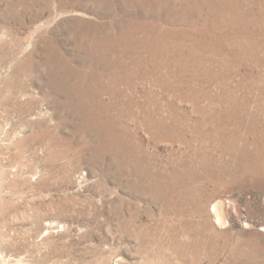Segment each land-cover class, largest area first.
Masks as SVG:
<instances>
[{"label": "rangeland", "instance_id": "rangeland-1", "mask_svg": "<svg viewBox=\"0 0 264 264\" xmlns=\"http://www.w3.org/2000/svg\"><path fill=\"white\" fill-rule=\"evenodd\" d=\"M126 2L0 0V264H264L263 182H232L264 166V0ZM133 21L120 68L83 48ZM99 84L121 144L74 102Z\"/></svg>", "mask_w": 264, "mask_h": 264}, {"label": "bare ground", "instance_id": "bare-ground-1", "mask_svg": "<svg viewBox=\"0 0 264 264\" xmlns=\"http://www.w3.org/2000/svg\"><path fill=\"white\" fill-rule=\"evenodd\" d=\"M126 1V0H125ZM127 2L125 3L126 5H130L132 7L135 6H139L141 7L145 12H148L147 10H149L151 7H154V12L153 14H156L157 16L164 15L165 17L168 18H174L176 15H178V20H183V16L181 15L182 13L185 14L183 12L184 9H181V11L179 12H167L165 13H161L165 10V8L168 7L169 3H171V0H152L153 3L151 2V0H127ZM221 1V0H220ZM232 1V0H231ZM99 2V0H98ZM234 2V1H233ZM173 3V1H172ZM207 3V2H206ZM228 3V2H227ZM171 5V4H170ZM192 5V3H191ZM207 5V4H205ZM213 5V4H211ZM231 5V4H230ZM235 6V4H233ZM215 7V5H214ZM227 7V5L225 6ZM237 7V6H236ZM178 8V7H177ZM176 8V9H177ZM181 8V7H179ZM210 8V7H209ZM189 9V8H188ZM212 9V8H211ZM226 9V8H225ZM224 9V10H225ZM173 10V9H172ZM234 10V9H233ZM150 11V10H149ZM152 11V10H151ZM194 11V10H193ZM199 12V11H196ZM228 12V11H227ZM231 11V14L234 15V12ZM200 13V12H199ZM214 13V12H213ZM217 13V12H216ZM211 14V13H210ZM219 14V13H218ZM227 14V13H226ZM229 14V12H228ZM150 15V14H149ZM186 15V14H185ZM213 15V14H212ZM223 15V14H222ZM191 16V15H190ZM194 16V15H193ZM228 16V15H227ZM230 16V15H229ZM217 16H215L216 18ZM219 17V16H218ZM189 18V17H188ZM197 18V17H196ZM194 19V18H193ZM212 19V18H210ZM226 19V18H224ZM230 19V18H229ZM235 19V18H234ZM233 19V20H234ZM134 20V19H133ZM216 20V19H215ZM214 20V21H215ZM236 20V19H235ZM132 21V20H131ZM147 21V20H146ZM150 21V20H149ZM184 21V20H183ZM208 21V20H207ZM211 21V20H210ZM221 21V20H220ZM224 21V20H223ZM222 21V22H223ZM227 21V20H226ZM173 22V21H172ZM205 22V20H204ZM213 22V21H212ZM235 22V21H234ZM237 22V21H236ZM127 23V22H126ZM133 23H135V26L133 28V24L130 22L131 28L130 29H125V25L123 24V28L121 31V35L119 34V36L117 37H112V36H104L105 38H100L98 37L96 39V41L91 45V47H88L86 45H83V48L86 51H90L94 54H96L97 56L95 57L96 62L99 61L100 63H102L105 66H109L112 65V63H115L118 68L121 67V65H118L115 60L117 61L118 59H113V53L115 52L116 46H119L120 44H126V45H134L136 44V41L134 40L135 37V33L137 31L141 32V31H145L147 30L149 32L153 31V28H155V26H149L146 22H139V21H133ZM177 23V22H176ZM182 23V22H181ZM188 23V22H187ZM230 23V22H229ZM228 23V25H229ZM232 23V22H231ZM154 24V23H153ZM183 24V23H182ZM208 24V23H207ZM213 24V23H212ZM224 24V23H223ZM227 23H225L224 25H226ZM233 24V23H232ZM235 24V23H234ZM128 25V23L126 24ZM151 25V24H150ZM191 25V24H190ZM231 25V24H230ZM206 26V25H205ZM234 26V25H233ZM184 27V26H183ZM212 28V27H211ZM220 28V27H219ZM225 28V27H224ZM125 29V30H124ZM184 29V28H183ZM217 29V28H216ZM222 29V27H221ZM227 29V28H226ZM177 30V29H175ZM212 30V29H211ZM229 30V29H228ZM178 31V30H177ZM184 31V30H183ZM187 31V30H186ZM189 31V28H188ZM216 31V30H215ZM168 31H166L167 33ZM185 32V31H184ZM202 32V31H201ZM201 32L199 34H201ZM210 32V31H209ZM146 33V35H147ZM165 33V32H164ZM180 33V32H179ZM186 33V32H185ZM189 32H187L188 34ZM204 33V32H203ZM202 35H205L203 34ZM206 33V32H205ZM211 33V32H210ZM216 33V32H215ZM221 33V32H220ZM234 33V32H233ZM158 34V33H157ZM168 34V33H167ZM195 34V33H194ZM227 34V33H226ZM155 35V34H153ZM162 35V34H161ZM176 35V34H175ZM192 35V33H191ZM196 35V34H195ZM157 36V35H156ZM144 37V36H143ZM154 37V36H153ZM159 37V36H158ZM182 37V36H181ZM199 37V36H198ZM203 37V36H202ZM210 37V34H209ZM227 37V36H225ZM138 38V37H137ZM200 38V37H199ZM207 38V37H206ZM224 38V37H223ZM230 38V37H229ZM228 38V39H229ZM150 39V38H149ZM188 39V38H187ZM204 39V38H203ZM202 39V40H203ZM212 39V38H211ZM151 40V39H150ZM156 40V39H155ZM160 40V39H159ZM206 40V39H205ZM216 40V39H215ZM231 40V39H230ZM140 41V40H139ZM152 41V40H151ZM176 41V40H175ZM208 41V40H206ZM219 41V40H218ZM223 41V40H222ZM226 41V40H225ZM143 42V41H142ZM141 42V43H142ZM153 42V41H152ZM157 42V40H156ZM167 42V41H166ZM212 42V40H211ZM224 42V41H223ZM230 42V41H229ZM148 43V42H147ZM165 43V42H164ZM201 43V42H200ZM214 43V42H213ZM140 44V43H139ZM212 44V43H211ZM216 44V43H214ZM125 45V46H126ZM156 45V44H155ZM206 45V44H205ZM149 46V45H148ZM152 46V45H151ZM171 46V45H170ZM199 46V45H198ZM213 46V45H212ZM222 47V44L220 45ZM128 47V46H127ZM201 47V46H200ZM206 47V46H205ZM217 47V46H215ZM156 48V47H155ZM159 48V47H158ZM165 48V47H164ZM126 49V47H125ZM147 49V48H146ZM150 49V48H149ZM152 49V48H151ZM204 49V48H203ZM132 50V49H131ZM160 50V49H159ZM172 50V49H171ZM222 50V49H220ZM128 51V50H127ZM158 51V50H156ZM205 51V50H204ZM210 51V50H209ZM212 51V50H211ZM132 52V51H131ZM116 53V52H115ZM114 53V54H115ZM220 53V52H219ZM153 54H155V52L153 51ZM250 54V53H249ZM132 55V54H131ZM138 55V54H137ZM168 55V54H167ZM171 55V54H170ZM130 56V54H129ZM162 56V55H161ZM165 56V55H164ZM179 56V55H178ZM117 57V56H116ZM139 57V56H138ZM169 57V56H168ZM115 58V57H114ZM151 58V57H150ZM163 58V57H162ZM132 59V58H131ZM143 60V59H142ZM152 60V59H151ZM159 60V59H158ZM122 60H120L121 62ZM137 61V60H136ZM162 61V60H161ZM119 62V63H120ZM147 62V61H146ZM158 62V61H157ZM178 62V61H177ZM123 63V62H122ZM142 63V61H141ZM65 64V63H64ZM137 64V63H136ZM144 64V63H143ZM150 64V63H149ZM178 64V63H177ZM60 65L63 66V64L61 63ZM114 65V64H113ZM131 65V64H130ZM141 65V64H140ZM147 65V64H146ZM180 65V64H179ZM65 66V65H64ZM124 66V65H123ZM142 66V65H141ZM68 67V66H67ZM152 67V66H151ZM155 67V66H154ZM161 67V66H160ZM176 68V67H175ZM155 69V68H154ZM158 71V70H157ZM120 72V70H119ZM110 73V72H109ZM122 73V72H121ZM113 74V73H112ZM123 74V73H122ZM128 74V73H127ZM109 76V75H108ZM126 76V75H125ZM115 77V76H114ZM117 77V76H116ZM60 78V77H59ZM118 78V77H117ZM113 79V81H117L118 79ZM124 78V76H123ZM51 80V79H50ZM61 80V79H60ZM127 81V80H126ZM100 82V81H99ZM130 82V81H129ZM62 83V82H61ZM101 83V82H100ZM117 83V82H116ZM56 84V83H55ZM60 84V82H59ZM66 85V84H65ZM99 87V88H98ZM66 88V87H65ZM97 88V89H96ZM176 88V87H175ZM69 89V88H68ZM67 89V90H68ZM106 91V87H104L103 85H100L95 87V88H91L90 86L87 87L86 90V95L85 93H83L82 91L78 90L76 91L75 95V99L76 101L75 104L78 105V109H80L85 116H87L91 121H93V123L95 124V126L99 129L100 133L103 134L106 138L107 136L110 137V139L107 138V140L109 142H112V144L114 145V143H119L121 144V141L118 140V136L121 135L122 133H120L118 130L115 131V124H112L109 120H107V118L103 115L102 113L106 112L108 110V107H106L104 104L99 103V98H101L102 92L104 93ZM70 95V94H69ZM70 97V96H69ZM66 100V99H65ZM92 101H97V104L95 102ZM72 105V104H71ZM74 106V105H73ZM108 106V105H107ZM110 111V110H109ZM202 113V112H201ZM81 115V114H80ZM206 117V116H205ZM222 117V116H221ZM109 119V118H108ZM157 120V119H156ZM222 120V119H221ZM172 121H175V119H172ZM219 121V120H218ZM88 122V121H87ZM161 122V121H160ZM118 123V122H117ZM162 123V122H161ZM222 123V122H221ZM156 124V123H154ZM172 124V123H171ZM159 125V124H158ZM170 125V124H169ZM160 126V125H159ZM162 126V125H161ZM174 126V125H173ZM176 126V124H175ZM174 126V127H175ZM260 126V125H259ZM154 127V126H153ZM152 127V128H153ZM157 127V126H156ZM254 128V127H253ZM179 129V128H178ZM260 129V128H259ZM158 130V129H157ZM162 130L163 131H167V128L162 126ZM181 130V129H180ZM225 130V129H224ZM159 131V130H158ZM218 131V129H217ZM226 131V130H225ZM182 132V131H181ZM159 133V132H158ZM185 133V132H184ZM177 134V133H176ZM223 134V133H222ZM263 134V133H262ZM107 135V136H106ZM256 136V135H255ZM259 136V135H258ZM177 137V136H176ZM175 137V138H176ZM223 137V136H222ZM109 145V144H108ZM253 145L255 146V148L257 149H264V136L260 137H254L253 140ZM120 147V146H119ZM238 166H236L234 168L235 172L233 175V180L232 182H237L238 181L244 179L243 181H247V179L249 181H252V184L257 183V181H262L263 183L260 184L259 186H264V166H261L258 162H249V160H247L246 158L242 157L240 159V161H238ZM236 164V165H237ZM212 165V164H210ZM209 167V166H208ZM232 170V171H234ZM189 172V171H188ZM190 173V172H189ZM203 173V172H202ZM175 176V175H174ZM196 176V175H195ZM184 177V176H182ZM180 177V178H182ZM191 177V176H189ZM200 177V176H199ZM203 177V176H202ZM207 178L210 180H218L219 179V175L218 174H214L212 173L210 170H207ZM185 180V178H184ZM189 180V179H188ZM177 181V180H176ZM193 181V180H192ZM243 181L240 183V185L243 183ZM249 183V182H248ZM248 183L243 184V185H248ZM186 184V183H185ZM173 186V185H172ZM228 186V185H227ZM175 187V186H173ZM168 188V187H167ZM171 188V187H170ZM164 190V188H163ZM169 190V189H168ZM181 190V189H180ZM167 192V191H166ZM171 192V191H169ZM159 194V193H158ZM167 202V201H166ZM221 205V203H220ZM215 212V214L219 217L220 212H221V206H219V204H214L213 206V210ZM222 213V212H221Z\"/></svg>", "mask_w": 264, "mask_h": 264}]
</instances>
